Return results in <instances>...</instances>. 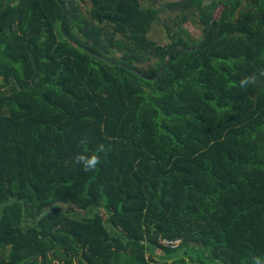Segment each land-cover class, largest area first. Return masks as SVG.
<instances>
[{
	"label": "trees",
	"instance_id": "trees-1",
	"mask_svg": "<svg viewBox=\"0 0 264 264\" xmlns=\"http://www.w3.org/2000/svg\"><path fill=\"white\" fill-rule=\"evenodd\" d=\"M166 8L0 0V264H264V0Z\"/></svg>",
	"mask_w": 264,
	"mask_h": 264
},
{
	"label": "rangeland",
	"instance_id": "rangeland-1",
	"mask_svg": "<svg viewBox=\"0 0 264 264\" xmlns=\"http://www.w3.org/2000/svg\"><path fill=\"white\" fill-rule=\"evenodd\" d=\"M179 0H142V5L152 6L159 10L160 20L154 25L151 37L161 45H168L171 42V35L174 34V30L177 29V22H183L182 26L186 30L187 38L193 39L194 41H200L204 35V26L201 21L193 15H188V20L184 24L183 14L181 12L166 8L168 3L177 2ZM212 0H207V4ZM179 15V19L176 17ZM175 19V20H174ZM170 25L173 28L172 33L169 35L166 26ZM181 27V26H179ZM178 27V28H179Z\"/></svg>",
	"mask_w": 264,
	"mask_h": 264
},
{
	"label": "clouds",
	"instance_id": "clouds-1",
	"mask_svg": "<svg viewBox=\"0 0 264 264\" xmlns=\"http://www.w3.org/2000/svg\"><path fill=\"white\" fill-rule=\"evenodd\" d=\"M259 75L261 77H264V69H261L259 71ZM257 82L255 77L252 76H248V77H244L241 79L240 81V86L242 88H246L248 87L250 84H255ZM111 151V147H105L104 144H100L97 147V150L95 153L91 154V155H86V154H78L75 156V161L76 163L80 164L83 166V170L86 172H92L95 171L97 166L101 163V156L100 153H103L105 155H107L108 152ZM217 264H219V262H217ZM255 264H260V260L257 258L255 261Z\"/></svg>",
	"mask_w": 264,
	"mask_h": 264
}]
</instances>
